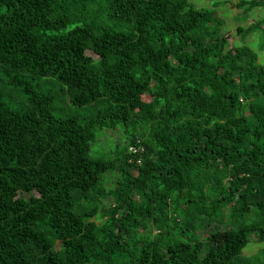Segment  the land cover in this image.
<instances>
[{"label": "trees", "instance_id": "1", "mask_svg": "<svg viewBox=\"0 0 264 264\" xmlns=\"http://www.w3.org/2000/svg\"><path fill=\"white\" fill-rule=\"evenodd\" d=\"M223 1L0 0V264H264V60ZM50 76L96 114L58 115Z\"/></svg>", "mask_w": 264, "mask_h": 264}, {"label": "rangeland", "instance_id": "2", "mask_svg": "<svg viewBox=\"0 0 264 264\" xmlns=\"http://www.w3.org/2000/svg\"><path fill=\"white\" fill-rule=\"evenodd\" d=\"M214 0H191L197 7L211 8ZM223 1V0H221ZM240 0H224L223 3L217 7V16L223 21V28L230 36V46L238 44L239 46H251L260 54L259 60H264V36L261 31L253 30L247 34L239 32V27L248 28L258 21L264 20V8H255L251 11H246L243 7L238 5ZM264 25H262V28ZM1 87H4L5 76L0 73ZM35 82L42 90L47 89L55 96L54 107L58 115H74L80 114L84 117H91L99 110L98 104H91L87 106H77L66 100L65 96H61L62 88L57 79L39 78ZM5 100L7 104L15 110H24L29 106L27 95L13 90L10 86L5 87ZM127 143L125 133L122 128L118 127L111 130H102L99 134L98 140L92 146V153L99 152L101 156L114 155L115 147L124 146ZM116 156V155H115ZM117 180V176L110 177L106 181V185L110 186ZM26 197L29 194H25ZM111 202V198L107 199ZM229 213V212H228ZM211 227H201L198 230V236L202 241H207ZM264 248V241L259 242L255 236H252L251 242L245 248L244 255H253Z\"/></svg>", "mask_w": 264, "mask_h": 264}]
</instances>
